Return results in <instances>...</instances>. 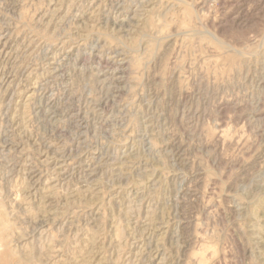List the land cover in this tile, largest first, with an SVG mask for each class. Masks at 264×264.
I'll return each mask as SVG.
<instances>
[{
	"label": "rangeland",
	"instance_id": "374dc122",
	"mask_svg": "<svg viewBox=\"0 0 264 264\" xmlns=\"http://www.w3.org/2000/svg\"><path fill=\"white\" fill-rule=\"evenodd\" d=\"M0 264H264V0H0Z\"/></svg>",
	"mask_w": 264,
	"mask_h": 264
}]
</instances>
